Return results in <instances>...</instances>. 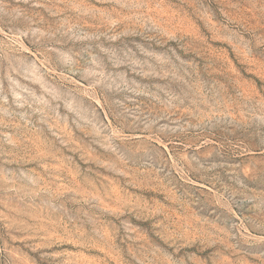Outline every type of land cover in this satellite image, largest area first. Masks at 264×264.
Masks as SVG:
<instances>
[{
  "label": "rangeland",
  "instance_id": "obj_1",
  "mask_svg": "<svg viewBox=\"0 0 264 264\" xmlns=\"http://www.w3.org/2000/svg\"><path fill=\"white\" fill-rule=\"evenodd\" d=\"M0 264H264V0H0Z\"/></svg>",
  "mask_w": 264,
  "mask_h": 264
}]
</instances>
